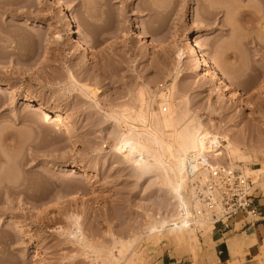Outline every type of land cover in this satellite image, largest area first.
Segmentation results:
<instances>
[{"label":"rangeland","instance_id":"obj_1","mask_svg":"<svg viewBox=\"0 0 264 264\" xmlns=\"http://www.w3.org/2000/svg\"><path fill=\"white\" fill-rule=\"evenodd\" d=\"M61 1L0 0V264L214 263L219 230L208 220L184 242L172 228L170 238L168 228L160 239L148 235L178 215L179 202L156 157L136 163L115 148L129 132L110 113L144 105L151 119L165 105L173 129L220 132L239 147L235 166L264 202V0H214L221 5L213 8L201 0ZM71 14L91 51L73 43ZM190 32L229 66L233 97L192 59L179 60ZM27 95L67 115L72 132L26 107ZM220 141L223 153L209 156L228 166Z\"/></svg>","mask_w":264,"mask_h":264},{"label":"bare ground","instance_id":"obj_2","mask_svg":"<svg viewBox=\"0 0 264 264\" xmlns=\"http://www.w3.org/2000/svg\"><path fill=\"white\" fill-rule=\"evenodd\" d=\"M55 1L59 5L62 2L61 0ZM199 1L200 0H195V2L197 3ZM201 1L199 3H201L203 6L207 5L212 8L219 3V1L216 2L214 0H205V2L203 0ZM219 5L221 4L219 3ZM192 27H196L195 21L192 22ZM140 30L144 37L151 38V36L146 32V30ZM67 31L71 36L74 44L82 46L86 50L90 51L94 48L93 43L85 37V34L81 33L82 31H79L77 25L75 24L74 16L72 14L70 16H67ZM181 44L183 52L180 54L179 60L183 56L192 59L196 64L202 66L205 71L210 74L211 78L216 81L220 88H222L225 92L230 93L231 97H233L234 95L232 92L237 85L231 78L230 71H228L227 68L225 69V67L229 66L222 65L220 61H217L216 59L210 57L205 51H203V49L197 42V38L194 32H190L186 40L181 42ZM161 87H163V85H161ZM24 102V105L26 107L34 106V111L38 112L39 114H42L43 120H46V122L51 121L55 125H60L65 133L72 132L71 126L66 124L68 120L67 115L58 111H52L43 103L38 102L33 96L30 97L29 95H27ZM142 106V108H145L144 105ZM163 107L164 106H162V108ZM124 108V110L122 108L120 109V111L117 110L113 111L112 114L110 113V117L112 115V119H116V122H124L128 127L127 130L129 132L128 134L123 133L121 135L119 141L114 144L115 148L121 151L125 159H133V161L136 163H139L140 160L146 159L147 153H150L151 156L153 155L154 157H156L158 159L159 164L162 166L164 178L172 182L174 196L179 202L178 205L180 210L178 215L171 219H163L161 222L154 224L152 227L148 228V235H153L156 233L158 234V239H160L164 237L163 234L166 231V228H168L167 234H165V236L167 235L168 238H170V233L168 230L172 228L173 230H175V232H177V236L174 241L184 242L188 239H185L183 235L184 232H194L195 227L197 225L204 227V224H207L209 222L203 221L202 219L195 220L192 218L190 210L192 192L189 180L183 173V164L185 156L191 151H199L203 154L208 155L211 153H215L216 156H219L223 153V151H220L222 146V142L220 141L221 139L226 140L228 143L226 144L227 146H225V150L227 153L226 156L228 160V166L230 168H237V166H235V161L243 159L244 156H242L243 154L240 153V151L238 150L239 147H235L234 143L231 142L230 138L224 135L222 136L220 132L210 131L202 125L196 126L190 123H184L181 127L173 129L167 121V116L165 115L167 113L162 112L163 109L160 110L161 112L159 111L160 113L149 111V113L151 112V117H153L150 119L147 117V111L145 112V109L141 108L142 111L144 110L143 112L145 113L140 111L141 109L138 110L140 112L137 111L138 113H134L135 111H131L126 107ZM136 121L141 122V125L144 127V129H139V127L134 124L138 123ZM215 147L216 149H214ZM136 157H138L139 160H136ZM213 159L215 160L216 158ZM215 161L217 162V160ZM73 164L75 166H81L87 171L92 170L91 167L86 166L83 162L75 158L73 160ZM220 164L221 163H219V165ZM185 208L186 213H183V209ZM137 237L133 239L137 240ZM136 240H129L127 243H123L124 246L120 245L122 247H119V255L123 256L127 252V247L135 244L134 242Z\"/></svg>","mask_w":264,"mask_h":264},{"label":"built area","instance_id":"obj_3","mask_svg":"<svg viewBox=\"0 0 264 264\" xmlns=\"http://www.w3.org/2000/svg\"><path fill=\"white\" fill-rule=\"evenodd\" d=\"M162 112L167 113L168 107L164 105ZM183 173L192 192L193 219L208 220L222 232L233 229L238 217L247 219L248 223L260 220L256 182L239 169L220 166L208 154L191 151L185 156Z\"/></svg>","mask_w":264,"mask_h":264},{"label":"crops","instance_id":"obj_4","mask_svg":"<svg viewBox=\"0 0 264 264\" xmlns=\"http://www.w3.org/2000/svg\"><path fill=\"white\" fill-rule=\"evenodd\" d=\"M262 201L263 199H258L261 206V218L258 222L248 223L247 219L238 217L230 231L213 232L211 241L216 252L215 262L207 264H264V202ZM239 223H242L240 228L237 227Z\"/></svg>","mask_w":264,"mask_h":264}]
</instances>
